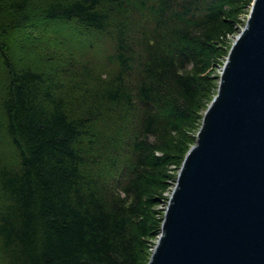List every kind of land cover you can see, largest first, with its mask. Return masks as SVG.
<instances>
[{
	"label": "trees",
	"instance_id": "16d2710c",
	"mask_svg": "<svg viewBox=\"0 0 264 264\" xmlns=\"http://www.w3.org/2000/svg\"><path fill=\"white\" fill-rule=\"evenodd\" d=\"M243 1L0 0V264H146Z\"/></svg>",
	"mask_w": 264,
	"mask_h": 264
},
{
	"label": "water",
	"instance_id": "95a60500",
	"mask_svg": "<svg viewBox=\"0 0 264 264\" xmlns=\"http://www.w3.org/2000/svg\"><path fill=\"white\" fill-rule=\"evenodd\" d=\"M146 264H264V0H252Z\"/></svg>",
	"mask_w": 264,
	"mask_h": 264
},
{
	"label": "rangeland",
	"instance_id": "374dc122",
	"mask_svg": "<svg viewBox=\"0 0 264 264\" xmlns=\"http://www.w3.org/2000/svg\"><path fill=\"white\" fill-rule=\"evenodd\" d=\"M251 4V3H250ZM250 4H248L247 0H244L242 3H236L235 6H233V15L231 16L230 19H232L234 21L233 26L235 27L236 30L239 31V29L242 28L248 11H249V6ZM236 32V31H235ZM67 33V30H66ZM237 35V33L232 34V35H226L224 38H222V46H220L219 50L217 51V53L215 54L214 57H212V59L209 62V68L204 72V78L206 81L205 84V93H204V97L208 98L210 97V95L213 93L214 91V87L215 84L217 82V76L220 70V67L222 66V63L224 61V53L226 50V46L233 41L234 37ZM71 38V35L70 37ZM77 40H74L78 45L81 44V41L78 39V37H75ZM74 38V39H75ZM15 43H17L18 45L22 44L23 42L21 40H15ZM14 48V47H13ZM12 55L15 56V51H12ZM16 58V62H17V57ZM191 70V68H190ZM196 123H193L192 125L188 126L187 128H185L182 132V134L180 135V139L181 140H185L186 142L188 141L189 144L192 143V139L193 136L195 137V128H196ZM184 143V142H183ZM178 168L176 166H170L168 168V170L166 171V176H171V177H175L176 173H177ZM166 182L168 183H172L173 180H167ZM172 188V187H171ZM171 190V189H170ZM169 194L168 192H164L162 193L161 197L162 200H159L160 204L154 206V210H158L157 212H161L162 209L164 208V203H166L165 199L167 198ZM165 198V199H163ZM164 200V201H163ZM164 202V203H163ZM150 242H155V239H150Z\"/></svg>",
	"mask_w": 264,
	"mask_h": 264
}]
</instances>
